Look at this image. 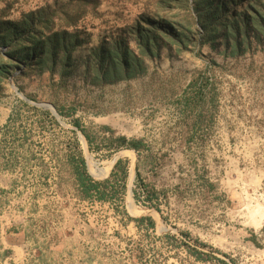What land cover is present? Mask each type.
<instances>
[{"label":"rangeland","instance_id":"1","mask_svg":"<svg viewBox=\"0 0 264 264\" xmlns=\"http://www.w3.org/2000/svg\"><path fill=\"white\" fill-rule=\"evenodd\" d=\"M80 3L0 0V22L41 12L53 30L80 42L67 72L23 65L0 81V264H24L46 244L56 264H96L87 263L89 253H118L136 238L132 222L122 226V212L78 201L69 176L57 175L74 138L95 180L108 176L115 158L128 161L129 217L150 216L157 235L188 232L232 264H264V48L238 58L194 43L179 53L160 49L155 60L143 59L144 74L95 85L93 50L121 40L135 50L136 28L148 27L142 18L165 19L192 42L200 30L191 0ZM49 106L62 113L58 120ZM74 121L95 135L92 150ZM109 131L142 139L147 149L109 152L101 140ZM136 168L145 185L166 196L159 214L132 198Z\"/></svg>","mask_w":264,"mask_h":264},{"label":"trees","instance_id":"2","mask_svg":"<svg viewBox=\"0 0 264 264\" xmlns=\"http://www.w3.org/2000/svg\"><path fill=\"white\" fill-rule=\"evenodd\" d=\"M95 1L80 0V4L85 6ZM191 10L200 30L194 42L188 31L176 30L165 19L142 18L148 27L136 28L135 50L123 40L103 44L93 50L89 59L92 83L112 85L142 75L146 72L143 59L155 60L159 57L160 49L179 53L194 43L198 47L208 45L210 50L221 56L238 58L246 54L252 55L258 47L264 48V0H191ZM38 16L37 19L27 16L17 23L0 22V81L23 65L50 73L59 68L67 72L71 67V53L80 42L66 30H53L50 19H45L41 12H38ZM79 17L76 15V22ZM208 65L213 67L215 63L210 60ZM192 83L195 84L196 81ZM204 83L211 92L212 82L206 79ZM20 103L26 105L24 102ZM56 111L62 115L57 108ZM44 113L49 115L48 111ZM51 120L58 125L53 117ZM72 125L92 150L95 135L83 129L77 121ZM101 140L109 152L124 149L139 155L147 149L142 139L114 136L111 131L107 135L103 134ZM62 157L57 175L64 173L69 176L78 201L107 204L126 216L122 226L132 222L136 229V238H127L121 251L113 253L107 247L102 252L95 250L87 255V263L169 264L170 260H174L176 264H232L230 256L214 250L199 239H193L188 232H165L157 235L155 221L150 216L129 217L123 205L128 177L126 159L117 160L105 179L95 180L87 170L75 138L72 148ZM131 192L136 204L160 213L161 199L166 196H160L157 190L145 185L137 168ZM47 247L46 244L37 248L36 254L24 264H56Z\"/></svg>","mask_w":264,"mask_h":264},{"label":"water","instance_id":"3","mask_svg":"<svg viewBox=\"0 0 264 264\" xmlns=\"http://www.w3.org/2000/svg\"><path fill=\"white\" fill-rule=\"evenodd\" d=\"M49 107H50V109H51V111H52L54 117L58 120V119H59V116H58V114L56 113V111L53 109V107H51V106H49ZM79 138H80V140H81L82 142L85 143V140H84L83 136L81 135V133H79ZM115 162H116V158L114 159L113 164H114ZM128 208L132 209V208H133V205H132V204L128 205Z\"/></svg>","mask_w":264,"mask_h":264}]
</instances>
